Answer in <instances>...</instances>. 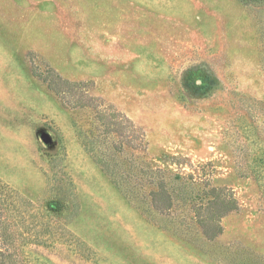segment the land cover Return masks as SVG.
Instances as JSON below:
<instances>
[{"label":"rangeland","instance_id":"obj_1","mask_svg":"<svg viewBox=\"0 0 264 264\" xmlns=\"http://www.w3.org/2000/svg\"><path fill=\"white\" fill-rule=\"evenodd\" d=\"M0 192L54 264H264V0H0Z\"/></svg>","mask_w":264,"mask_h":264},{"label":"trees","instance_id":"obj_2","mask_svg":"<svg viewBox=\"0 0 264 264\" xmlns=\"http://www.w3.org/2000/svg\"><path fill=\"white\" fill-rule=\"evenodd\" d=\"M118 122V121H117ZM119 123V122H118ZM133 142H141L143 137L140 136L137 128L133 126ZM138 147V146H136ZM209 195L211 200L204 205L197 206L196 217L199 225L204 230V234L208 238L217 237L222 233L220 221L227 215L236 212L239 209V203L234 196V192L228 188L215 189L213 188ZM154 205L158 210L170 209L172 200L170 194L165 188V184L158 187L156 192L151 193ZM164 201L163 206L158 201ZM6 202L3 192H0V264H54L49 258L38 255L30 245H38L32 243L21 247V242L18 235V227L13 224L5 215L7 212Z\"/></svg>","mask_w":264,"mask_h":264},{"label":"water","instance_id":"obj_3","mask_svg":"<svg viewBox=\"0 0 264 264\" xmlns=\"http://www.w3.org/2000/svg\"><path fill=\"white\" fill-rule=\"evenodd\" d=\"M45 139H46V140H48V138H47V137H46Z\"/></svg>","mask_w":264,"mask_h":264}]
</instances>
